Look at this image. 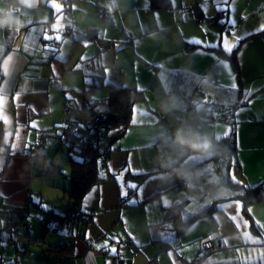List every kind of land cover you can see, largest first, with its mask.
Returning a JSON list of instances; mask_svg holds the SVG:
<instances>
[{
  "label": "crops",
  "instance_id": "crops-1",
  "mask_svg": "<svg viewBox=\"0 0 264 264\" xmlns=\"http://www.w3.org/2000/svg\"><path fill=\"white\" fill-rule=\"evenodd\" d=\"M170 1V6H157L153 0H54L62 9L56 12L50 6L52 0H0L4 75L0 86L4 100L0 107V264H115L116 254L122 258L120 264H182L184 259H197L208 240L214 241L215 248L202 264H264V198L246 204L222 180V170L215 165L227 147H219L210 158L186 153L174 159V167L182 164L191 173L189 180L160 163L165 154L175 157L179 151L167 138L181 125L192 127L212 144L233 131L236 149L230 154V166L227 159L223 164L226 173L248 185L264 180V31H260L264 0H229L227 11L215 0ZM103 10L113 18L108 29L100 20H105ZM57 21L59 31L54 28ZM32 28L46 30L48 35L71 32L86 46L104 42L82 59V65L86 68L97 59L106 72L112 65V77L105 85L108 94L110 83L115 82L144 90L133 105L132 122L110 129L99 142L100 150L94 152L99 179L82 197L77 218L57 230L42 221L49 208L66 212L56 210L50 188L62 186L69 193L74 179L71 172L69 180H58L61 166L52 150L49 155L48 145L65 153L62 137L67 121L50 113L59 98L65 99L64 109L72 106L70 99L78 90L58 41H45L44 32H31ZM225 33L234 44L243 37L231 54L223 50L222 40L219 47L207 46ZM46 44L56 52L46 51ZM8 56L13 59L5 75ZM205 78L207 86H202ZM170 97L179 101V108L163 111L160 105ZM211 102L235 103L230 112L233 120L220 119L204 128L189 122ZM12 143L18 145L15 151ZM37 143L48 155L46 169L32 155ZM68 153L72 171L74 161L90 157L71 147ZM194 157L203 159L187 162ZM130 172L144 173V177L137 181L129 177ZM64 173L68 177V171ZM69 199L68 207L73 201L70 194ZM213 204L215 209L200 213ZM174 205L183 206L182 219L169 217ZM190 214L197 216L179 230ZM48 223L54 227L57 219ZM245 233L252 239L246 240ZM62 243L71 246L70 254L58 258L48 250Z\"/></svg>",
  "mask_w": 264,
  "mask_h": 264
},
{
  "label": "trees",
  "instance_id": "trees-1",
  "mask_svg": "<svg viewBox=\"0 0 264 264\" xmlns=\"http://www.w3.org/2000/svg\"><path fill=\"white\" fill-rule=\"evenodd\" d=\"M153 2L158 6L161 5H169L170 6V0H153ZM69 31V30H68ZM71 34V32H69ZM95 38V36H93ZM100 53V52H98ZM87 66H90V69H93L94 71H90L92 78L88 80L85 79L84 82V88L82 90V107L76 108L73 113H77L79 110H86L89 112H92L93 115L97 116V119L95 120L97 122V127L95 133L89 135V137H85L84 133L82 132V127L80 125V119L78 117H72V120L75 122V124L78 126V129L73 131L71 134L70 140L66 143L68 144L72 150L80 153L85 154L86 151L94 150L95 152H98L99 142L101 139L108 133V131L114 127L118 126H126L129 123L132 122V116H133V105L134 103L140 99L144 93V90L141 88H138L136 86H130L122 82H115L110 83V92L105 97H94L92 94L96 89L102 88L106 85V69L103 64L99 62V60L92 59L87 63ZM116 73H119V71H116ZM235 103L233 104H226L222 102H211L206 103L203 105V108H201L200 111H205L207 115L206 123L205 125L201 127L211 126L216 121L220 119H229L233 120L232 114L230 113L232 108H234ZM72 113V114H73ZM81 117V116H80ZM68 120L69 116L67 117L66 121L67 124H65V132L68 128ZM198 125V124H197ZM90 128V127H89ZM234 132L232 131L231 135H233ZM230 137V136H228ZM64 138V136L62 137ZM227 145V144H226ZM221 145V148H226L224 152H222L219 155L218 158V164L215 165V167L222 170L221 177L223 178L227 184L230 185V187L234 191V196L241 197L243 201L247 204L249 202H253L256 200H260L264 198V180L257 184H245L238 180L237 182H234L231 179V175L229 173H226V166L225 161L226 159L229 160V166L231 164V153L235 151L236 146H226ZM98 155L87 157L85 156L83 160L81 161H74V168L72 171V176L74 179V185L72 189L69 191L70 196L72 197L73 201L71 202L70 206L68 207V210L65 213H57L51 208L47 209V211L42 216L43 224H45L46 227H50L51 230H57V228L61 227L65 223H69L74 221L77 218V215L80 212V201L82 197L85 195L86 191L91 187V185L99 179L98 177V163H97ZM202 170L204 172H207V164L202 165ZM144 173H135L130 172L129 177L132 179H143ZM136 179V180H137ZM139 181V180H137ZM227 198V197H226ZM183 206L182 205H174L172 208L170 207L168 210V214L170 218L173 219H182V216L180 215L182 211ZM215 209V205H210L203 209L200 213L203 212H209L210 210ZM198 215V213H197ZM196 214H190L186 219L185 222L179 227V230L184 229L189 222L197 216ZM57 219V225L54 227L49 226L50 221H55ZM48 250L55 253V255L59 257L66 256L67 254H70L72 249L70 245H67L65 243L57 244V245H51L49 246ZM202 250V249H201ZM210 254V253H209ZM118 254L115 255V259H119L117 257ZM203 255L200 251L199 257ZM198 257V258H199ZM115 260V261H116ZM117 262V263H116ZM116 264H120L121 261H116Z\"/></svg>",
  "mask_w": 264,
  "mask_h": 264
},
{
  "label": "rangeland",
  "instance_id": "rangeland-1",
  "mask_svg": "<svg viewBox=\"0 0 264 264\" xmlns=\"http://www.w3.org/2000/svg\"><path fill=\"white\" fill-rule=\"evenodd\" d=\"M70 17L72 18V16H70ZM100 20L102 21V23L106 29H108L110 27L111 24L109 25V23L107 21H105L104 18L100 17ZM59 35L61 36V40L58 41L57 48L59 49V52L61 54H63L65 63L69 66V68L72 69V70H70L69 75L74 78L73 83L76 84L75 86H77L76 90L81 91L83 89V79H82L83 78L82 76L84 73L83 69L85 70L84 75L88 80H90L92 78L90 71H94L93 69L88 68V66L85 68V66L82 65V59L81 58L82 57L87 58V57L91 56L92 54H94V52L97 51L98 45L100 47L101 43H103V45H104V42H100L99 44L97 43V46H95V45L86 46V45H83L81 42L76 41L75 37L71 36L70 34H67L66 31H64V30H62ZM112 36H113V34L111 33V37ZM107 39H109L108 36H107ZM76 62L78 63L79 67H77L78 65L76 67H71V66H75L73 64H76ZM162 66H164V64H162ZM111 67H112V65H108V67H107V70H108V72H106L107 73V76H106L107 80H109L112 77V75L109 76L110 71L112 69ZM106 88L107 87L103 86L102 88L96 89L93 92V95L94 96L96 95L97 97H103L102 95L108 94V90H106ZM78 91H74V92L72 91L74 97L72 99H70L71 105L73 107H76V108H78V106L82 105V99H80L82 97H80V93ZM160 99H162V98H160ZM151 101H153V99ZM64 103H65V99H63V98L62 99L59 98V99H56L55 101H53L52 109H51L52 112L50 114L58 113L59 115H62L64 117V121H66V119L69 115L67 114V112L64 109ZM167 116L169 117V115H167ZM72 117H78V119H80V125H81L82 130H83L82 132L84 133V136L86 138L89 137V135L95 133L96 127H97V122L95 120L97 119V116L93 115L92 112H89L86 110H79L77 113H73ZM59 123H61V120L59 121ZM63 147H67V149L65 148V153L59 147H57L55 145H52V144L48 145L49 155L51 156V150H52V154L54 156H56L57 163L58 164L60 163V166H61V170L59 171L58 176H57L59 182L65 181L66 179L69 180L70 176H71V172H72V169L70 167L69 162L66 161L67 158H69L68 149H70V146L63 144ZM94 152H95L94 150H89V151H86L85 154L92 156L93 154H95ZM63 158L65 159L64 161L62 160ZM65 171L66 172L68 171V177L69 178L64 173ZM48 173H50V172H48ZM50 192H51L52 198H55L53 201V205L55 206L56 210L62 211V212L67 211L68 206H66V205H67V202L70 201L69 193L66 192L62 186H54V185L51 186ZM45 203L49 204L48 201Z\"/></svg>",
  "mask_w": 264,
  "mask_h": 264
},
{
  "label": "clouds",
  "instance_id": "clouds-1",
  "mask_svg": "<svg viewBox=\"0 0 264 264\" xmlns=\"http://www.w3.org/2000/svg\"><path fill=\"white\" fill-rule=\"evenodd\" d=\"M202 86H207V80L201 81ZM179 108V101L174 98H169L167 101L161 103V109L163 111H172ZM167 139H170L172 144L177 146L179 151L176 152V156L172 157L165 154L161 160V166L171 169L178 177L185 180H189L191 173L185 170L181 164L179 167H174V159L183 157L186 153H196L210 158L213 154V144L210 139L201 135L198 131H195L190 126L181 125L177 127L173 135Z\"/></svg>",
  "mask_w": 264,
  "mask_h": 264
},
{
  "label": "snow or ice",
  "instance_id": "snow-or-ice-1",
  "mask_svg": "<svg viewBox=\"0 0 264 264\" xmlns=\"http://www.w3.org/2000/svg\"><path fill=\"white\" fill-rule=\"evenodd\" d=\"M215 2H216L217 4H219V3H223V5H225V8H224L223 10H224V11H227V5H228V3H229V0H215ZM50 6H51L56 12H60V11L62 10V9H61V5L58 4V3H55L54 0H52V3H51ZM109 10H111V7L109 8ZM218 10H221V9H218ZM29 23H31V22H29ZM228 23H230V24H235V21H234V20H229ZM60 27H61V25H60L59 22L57 21V24L54 25V28H55L57 31H59ZM30 31H31V32L43 31V32H44L43 39H44L45 41H53V40H55V41H60V40H61V36H60L59 34H57V35H48L47 32H46V30H38V29H36V28H32V29H30ZM260 31H264V26L261 27ZM242 38H243V37H237V38H236V43L234 44V43H232V42H230V41L228 40V36H227V34L225 33V34H222V35H218V37H217V43H215V44H209V45H207V46H208V47H219V46H221V43H220V42H221V40H222V47H223V50H224L227 54H231L233 48L236 47V46L239 44V40L242 39ZM200 43H202V42H200ZM44 48H45L46 51L56 52V49L53 48V47H51V45H47V44H46V45L44 46ZM12 59H13L12 56H8V58L4 61V68H3V71H4L5 75H7V73H8V70H9V62L12 61ZM81 59H84V58L82 57ZM77 67H79V65H78ZM231 87L235 88L236 86H235V85H232ZM3 104H4L3 97H0V107H2ZM133 122H135V121H133ZM33 126H35V125H33ZM225 134H227V133H225ZM17 139H18V137H17ZM219 139H221V137H219ZM5 143L7 144V140H5ZM17 146H18L17 143H12L10 147H11V149H12L13 151H15V149L17 148ZM202 159H203L202 157H194V158H189L187 162H189V163H194V162L199 161V160H202ZM110 170H111V169H110ZM231 179H232L234 182H237V183H238V181H236V178H235L234 175L231 176ZM118 182H121V181H118ZM129 187L135 189V188H137V185H135V184H129ZM94 191H95V189H93V192H94ZM138 194H142V193H139V192H138ZM122 195H125V196H126V195H127V192H126V191H125V192H122ZM37 203H40V202L37 201ZM229 206H230V205H221L222 208H223V207H229ZM43 207L46 209V208H47V205H43ZM233 219H235V217H233ZM262 227H264V226H262ZM245 239H246V240H250V239H252V238L249 236L248 233H245ZM253 242H257V241L253 240ZM103 247H106V248H107L108 245L105 244ZM111 251H112L113 253H115L116 250L113 248V249H111ZM261 255H262V257H264V253H262Z\"/></svg>",
  "mask_w": 264,
  "mask_h": 264
},
{
  "label": "built area",
  "instance_id": "built-area-1",
  "mask_svg": "<svg viewBox=\"0 0 264 264\" xmlns=\"http://www.w3.org/2000/svg\"><path fill=\"white\" fill-rule=\"evenodd\" d=\"M102 12L105 17V20L107 22L112 23L113 18L111 17V15H109L106 10H103ZM64 28L66 30H70V28L67 25H65ZM3 78H4L3 72L0 70V86L2 85ZM65 111L69 115V120H68V128L64 135L63 141L67 143L70 140L71 134L73 133V131L78 129V126L75 124V122L72 120V117H71L72 113L75 111V108L67 104L65 105ZM206 119H207V115L205 111H197L194 114V116H192L189 119V122L196 123L198 125L203 126L206 123ZM32 153H33L32 155L36 159L40 160V165L42 169L48 168V155L45 151V148L43 147L41 143H37L36 145H34ZM214 248H215V243L213 240L205 241L203 244L202 250H201L203 255H201L199 258L194 259V260L184 259L182 264H202L203 257L207 256ZM123 254H124V251H120L119 255L122 256ZM121 259L119 258L116 261H121ZM149 264H156V263L155 261H151Z\"/></svg>",
  "mask_w": 264,
  "mask_h": 264
},
{
  "label": "water",
  "instance_id": "water-1",
  "mask_svg": "<svg viewBox=\"0 0 264 264\" xmlns=\"http://www.w3.org/2000/svg\"><path fill=\"white\" fill-rule=\"evenodd\" d=\"M229 143L230 146H234L235 145V135H231L230 137H225L222 139H219L217 142L213 143V151H215L216 149H218L221 145L223 144H227ZM36 162V160H35Z\"/></svg>",
  "mask_w": 264,
  "mask_h": 264
}]
</instances>
